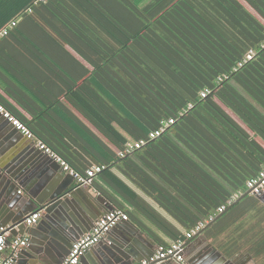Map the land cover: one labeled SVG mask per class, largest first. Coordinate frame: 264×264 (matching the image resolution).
<instances>
[{"label": "trees", "instance_id": "obj_1", "mask_svg": "<svg viewBox=\"0 0 264 264\" xmlns=\"http://www.w3.org/2000/svg\"><path fill=\"white\" fill-rule=\"evenodd\" d=\"M35 2L0 0V32L8 29L0 37L14 35L19 19L45 18L56 35L50 37L72 45L95 68L88 77L84 67L71 76L67 71L82 65H64L54 85L122 155L81 123L71 126L72 143L94 149L105 170L119 168L187 231L208 224L247 191L264 170V0ZM0 104L79 171L51 110H28L35 113L28 119L2 96ZM114 122L146 144L127 152L128 139ZM203 236L229 258L250 254L254 264H264V203L247 195Z\"/></svg>", "mask_w": 264, "mask_h": 264}, {"label": "crops", "instance_id": "obj_2", "mask_svg": "<svg viewBox=\"0 0 264 264\" xmlns=\"http://www.w3.org/2000/svg\"><path fill=\"white\" fill-rule=\"evenodd\" d=\"M39 20L40 22L35 24H20L21 21L19 19L16 26L19 29L14 32V35L11 34L9 37L3 38L0 37V96L9 101L13 107L28 119H33L35 114L28 110L32 109L36 111L37 109L42 110L45 108L51 110L50 114L61 127V131L66 134V137L63 139L67 141L68 144L65 153L73 158V164L80 167L79 171L84 173L83 171L97 166L99 163L93 158V156H95L94 149L84 145L85 142H71L73 138H77L76 131L71 127L72 124L77 125L81 123L85 125L96 138H100L117 154L122 155V152L117 145L113 144L112 141L80 111V108L76 106L72 100L62 94L63 86L61 84L56 83V85H54L55 73L62 75V72L58 71L59 68L64 65H82L78 67V70L69 69L67 72L71 74V76H78L83 74L84 67L88 72L87 77L89 73L95 70L94 66L69 43L63 44L58 39L50 37L52 34L53 37H56L54 30L51 29L50 24L45 18H39ZM24 35H29V37ZM89 43L91 42L89 41ZM60 45L64 46L67 52L60 51V48H62ZM83 46L86 45H81L82 48ZM84 79L85 77H82L80 80ZM80 82L81 81H79V84ZM75 87L77 88L78 85ZM87 103L91 107L96 106L93 102ZM222 106L225 107L223 104ZM56 110L60 111L63 116L59 115ZM226 110L228 109L226 108ZM64 115L66 117H64ZM6 119L7 118L0 115V150L2 148L6 149L7 144H9L12 139L16 138V136L18 137V135H22L16 132L18 129L15 130V126ZM113 125L128 139V143L126 144L127 152H133V150L137 149L133 148V146L138 140H134L119 123L114 122ZM20 139V142L25 141V143L30 144V149H32V154L29 156L30 159H36L35 161L41 163L39 164L41 165V169H44L43 171H39L37 176L29 179L26 184L33 194L37 195L41 200H45L54 195L56 191L62 187L70 190H77L83 187L85 190H83V194L79 196L80 199L84 200V197H88V195L92 198L102 196L108 200L113 208L124 207L125 210L132 212L129 221L140 231V234L138 233L136 235V241L138 244H141V247L135 245V248L139 249L140 258L142 256L145 258V255H147L145 252H142L141 249L145 251L144 248H146V251L149 250V252L147 251L148 254L153 252L155 255L162 242L172 244L175 238L179 240L186 236L188 232L187 229L165 211L153 198L149 197L139 185L127 178L116 166L111 165L108 170H105L106 167L103 168L101 172L97 173L92 184L82 185L75 180L74 177L65 172L61 165L57 166V164H55L56 162H51V160L47 158V154L41 153L35 140L29 139L25 135L20 136ZM6 151L9 152L10 150ZM53 165H56L57 168ZM20 190L22 193H27L25 187ZM73 209L72 205L67 204L66 206L63 205L53 208L51 213L47 215H54L56 217H54L55 220L68 219L70 221V217H72L74 212ZM42 215H44V213ZM127 222H122L120 224L125 225ZM118 231H120L119 234L118 232L114 234H112L113 232L108 233L99 244L94 246V249L100 248V250H102L103 248H110L111 246L118 247L120 245V240H122V235H126L127 233L123 230ZM9 233V243L3 253L0 254V257H9L14 253L10 241L16 236L11 232ZM86 234L87 233L84 235ZM25 237H27L30 242V237L28 235H25ZM190 240L187 241V244ZM152 246H154V248ZM203 248V245L201 247L200 245L187 246L185 249V259L189 263L195 264L194 261L199 256L202 257ZM154 255H150V258ZM147 259H144V261ZM95 260L96 258L94 255L90 254V252H86L81 257L80 264H96ZM144 261L136 262L135 264H143ZM169 262L171 264H177L171 261ZM169 262L166 264H170ZM247 264H254L253 258H251Z\"/></svg>", "mask_w": 264, "mask_h": 264}, {"label": "water", "instance_id": "obj_3", "mask_svg": "<svg viewBox=\"0 0 264 264\" xmlns=\"http://www.w3.org/2000/svg\"><path fill=\"white\" fill-rule=\"evenodd\" d=\"M0 115L4 117L3 114L0 113ZM16 132L22 135L16 136L7 144L6 149L2 148L0 150V228H4L5 231H9L15 236L28 235L30 237V245L20 250L17 254L15 258L16 264H62L69 255L73 243L85 233L90 232L97 221L114 208L102 196L92 198L88 195V197H84V200L80 199L79 196L85 190L83 187L77 190L62 187L45 200L38 198L37 195L29 190L26 184L29 179L37 176L39 171L44 169H41V165H39L41 163L35 161L36 159H30L29 156L32 154L30 144L25 143V141L20 142L22 139H20V136H24V134L19 130ZM6 150L10 151L7 152ZM40 151L46 154L42 150ZM46 156L51 162H56L48 154ZM55 164L57 166L60 165L57 162ZM53 166L57 168L56 165ZM23 187H25L27 193H22L20 189ZM249 194L256 195L264 202V191L252 193L251 190H247L186 244L185 249L189 245H200V247L203 245L204 247L202 257L199 256L194 261L195 264H247L251 260L250 254L238 259L229 258L203 236L208 226ZM67 204L72 205L74 208L70 221L68 219L55 220L54 215H47L51 213L53 208L66 206ZM36 211H41L44 215H42L37 224L27 225L26 219ZM118 230L127 232L126 235H122V240H120L118 247L111 246L102 250L100 248L95 250L93 247L87 251L95 256L96 264H135L136 262H143L147 258L145 261H148L150 255H154L153 252L148 254L147 251L149 252V250L146 251V248H144L145 251L143 249L141 251L147 255H145V258L143 256L140 258L139 249L135 248V245L141 247V244L139 243V245L136 241V235L140 234V231L133 226L131 221L125 225L116 226L109 233L118 232L119 234L120 231ZM152 247L154 248V246ZM167 262L169 261L160 260L156 264H166Z\"/></svg>", "mask_w": 264, "mask_h": 264}, {"label": "built area", "instance_id": "obj_4", "mask_svg": "<svg viewBox=\"0 0 264 264\" xmlns=\"http://www.w3.org/2000/svg\"><path fill=\"white\" fill-rule=\"evenodd\" d=\"M46 1L47 0H36L35 3ZM14 25H16V22H13L11 24V26ZM7 34L8 29H4L0 32V36H5ZM253 55L254 52L251 51L247 55V60L252 59ZM209 93L210 90L206 89L201 93V95L202 97H206ZM0 113L3 114V116L7 118L15 126V128L21 131L27 138L35 140L40 150L53 158L57 163L61 165L65 172L71 174L75 178V180L80 182L82 185L92 184L97 173L103 170L104 167L100 165L87 169L84 173L73 169L67 161H65L52 148L39 140L22 121L13 116L2 104H0ZM169 123H174V120L171 119ZM164 130L165 127H162L159 130L152 132L150 134V137L156 138L157 136L161 135ZM145 144L146 140L141 139L134 144L133 148H140ZM247 190H251L252 193H260L264 191V170L261 171L256 177L250 179L247 182ZM234 198L236 200V197ZM224 211L225 207L219 208L220 213ZM41 215V211L34 212L26 219V224L29 226L37 224L41 218ZM129 220L130 217L128 213L122 208H114L113 210L109 211L103 218L97 221V223L89 233L82 236L73 243L69 255L64 259L62 264H80L83 254L99 244L102 239L120 223L127 222ZM206 225L207 223L201 222L194 229L188 231L184 238L179 239L170 245H160L156 254L148 261H144L143 264H156L160 260L171 261L177 264H191L185 259V246L187 244V241L201 232ZM9 236V231H5L4 228H0V254L3 253L8 245ZM10 244L14 249V253L9 257H0V264H15V258L18 252L29 245V239L25 236H16L15 238H13V240L10 241Z\"/></svg>", "mask_w": 264, "mask_h": 264}]
</instances>
